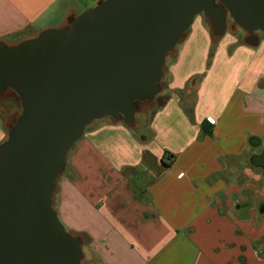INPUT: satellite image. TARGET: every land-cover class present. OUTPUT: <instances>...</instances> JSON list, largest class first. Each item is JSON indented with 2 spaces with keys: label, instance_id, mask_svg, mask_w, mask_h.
<instances>
[{
  "label": "crops",
  "instance_id": "obj_1",
  "mask_svg": "<svg viewBox=\"0 0 264 264\" xmlns=\"http://www.w3.org/2000/svg\"><path fill=\"white\" fill-rule=\"evenodd\" d=\"M101 1L0 0V42L34 38L60 15L66 28L78 6ZM258 38L255 48L222 39L209 60L210 35L196 18L165 58L143 124L103 118L86 127L52 207L87 264H264ZM5 126L0 116V144Z\"/></svg>",
  "mask_w": 264,
  "mask_h": 264
},
{
  "label": "water",
  "instance_id": "obj_2",
  "mask_svg": "<svg viewBox=\"0 0 264 264\" xmlns=\"http://www.w3.org/2000/svg\"><path fill=\"white\" fill-rule=\"evenodd\" d=\"M199 14L216 35L230 18L250 46L264 34V0H103L66 28L0 42V94L20 104L0 144V264L81 263V243L52 207L66 156L96 120L132 124Z\"/></svg>",
  "mask_w": 264,
  "mask_h": 264
},
{
  "label": "rangeland",
  "instance_id": "obj_3",
  "mask_svg": "<svg viewBox=\"0 0 264 264\" xmlns=\"http://www.w3.org/2000/svg\"><path fill=\"white\" fill-rule=\"evenodd\" d=\"M88 8H90V7L84 8V6H78L76 8V10L78 12L77 15H79L81 12H83L84 10H86ZM196 18H198L199 20H202V24L204 25V27L209 32L210 39H211V47H210L209 54H210V52L214 51L216 45L222 39H226V40H229V41L230 40H236V42L238 44H246L247 34L244 31H242L239 27H237V25L230 18H228V17L226 18L224 32L221 35H216L213 32L209 20L207 18H205L204 15L199 14L198 16H196L194 18V20ZM194 20H193V22H194ZM64 23H65V19H64L63 15H60L59 18L55 22H53V24H52V25H57V26H54V27L52 26L51 28L59 29L60 27H58V25H61V24H64ZM51 28H46V29H51ZM46 29H44V30H46ZM187 33H188V31L183 35V37L181 38V40L179 42H181L185 38ZM254 35L258 39V43L256 45V46H258V44H259V38L258 37H260V39L262 40V39H264V34L257 32V33H254ZM248 46H250V45H248ZM256 46H250V47L255 48ZM209 54H208V57H209ZM167 56H169V57L174 56V52L173 53L170 52ZM167 56H166V58H167ZM164 68H165V65L163 66V70L166 71V68L165 69ZM162 77L164 78L165 76L162 75V73H161V78ZM160 82H161V80H160ZM163 85H164L163 82L159 83V87H161ZM138 106H139L138 113L134 116L133 121H135V122L138 121V122H140V124H143V122H145V114H146L145 112H147L146 108H147V106H149V103L148 102L142 103V104L137 105V107ZM19 113H20V104H19V102L17 100V96L16 95L10 90H6L4 93L0 94V116L5 121L6 130L9 129L8 127H10L12 125L13 121L19 115ZM80 264H87L83 256H82Z\"/></svg>",
  "mask_w": 264,
  "mask_h": 264
},
{
  "label": "flooded vegetation",
  "instance_id": "obj_4",
  "mask_svg": "<svg viewBox=\"0 0 264 264\" xmlns=\"http://www.w3.org/2000/svg\"><path fill=\"white\" fill-rule=\"evenodd\" d=\"M250 39V36H248L247 35V40H249ZM138 109H139V106L137 107V109H136V111H135V113H134V116L138 113ZM264 167V166H263Z\"/></svg>",
  "mask_w": 264,
  "mask_h": 264
},
{
  "label": "trees",
  "instance_id": "obj_5",
  "mask_svg": "<svg viewBox=\"0 0 264 264\" xmlns=\"http://www.w3.org/2000/svg\"><path fill=\"white\" fill-rule=\"evenodd\" d=\"M212 55H213V52H210L209 57H208L209 60L211 59Z\"/></svg>",
  "mask_w": 264,
  "mask_h": 264
}]
</instances>
